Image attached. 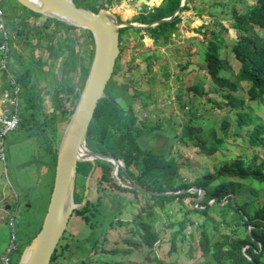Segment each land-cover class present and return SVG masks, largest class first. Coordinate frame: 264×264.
Instances as JSON below:
<instances>
[{
	"label": "trees",
	"instance_id": "obj_1",
	"mask_svg": "<svg viewBox=\"0 0 264 264\" xmlns=\"http://www.w3.org/2000/svg\"><path fill=\"white\" fill-rule=\"evenodd\" d=\"M73 1L77 6L95 12L104 6H95L86 0ZM159 1H154L153 4ZM111 2L108 1V7ZM18 4V10L17 7L6 10L2 8L8 25L10 57L19 61L23 68H13L16 83L21 87L20 120L17 128L26 126L27 131L40 133L46 140L44 151L51 157L55 166L60 142L59 132L63 123H68L83 89L94 55V39L88 29L69 25ZM180 4L181 0H167L165 5L154 6L153 10L141 13L134 21L146 24L154 22L172 15ZM232 13L233 26L237 33L232 39L230 50L239 64L234 78L227 74L229 66L226 65V59L221 57V43L216 38L206 41L203 70L212 83L222 90L220 94L225 101L218 102L210 97H207V100L217 108H226L227 112L235 111L236 126L233 132L236 135L237 132L246 130L248 136L245 140L248 149L253 151L251 158L246 161L236 158L230 163L225 162L214 171L206 172L193 181L180 177L175 159L150 144V137L160 124L152 123L149 119H139L134 109L137 98H140L142 106L146 107L149 101L153 100L151 95L141 96L136 89L131 92L130 84L120 83L115 77L120 71L121 55L117 56L104 94L94 109L87 130L86 146L94 152L112 156L123 164V167L117 169V178L152 191L149 194L151 203L146 206L148 210L144 208L148 217L151 218L154 207L164 211L167 204L178 202L182 208L181 219L168 223L171 227L177 226L169 237L170 253L177 250V237L185 236L184 230L194 222L191 216L196 215L203 218L198 226L197 243L200 256L206 259V264H264V194L257 207L251 206L260 196V189L264 191V122L252 113L244 97L236 94L240 90V82H245L248 99L264 105V0H255L246 11H242L240 4L236 3L232 7ZM30 17H43L44 22L35 24L30 22ZM179 21L180 17L176 15L169 21L147 28L125 26L122 29L147 31L154 42L164 44L169 42L177 31ZM14 25L17 26L13 29ZM122 29L119 28V41ZM260 32L263 38L258 37L257 33ZM207 34L204 31L203 41L206 40ZM33 41L36 42L37 49L35 45L30 47L28 54L24 56L19 45L24 46ZM36 50L40 51L37 55ZM149 57L147 54L146 58ZM59 61L61 68L67 70L61 78L56 73ZM78 72L80 82L75 83L74 77ZM0 73L6 89L10 88L5 73L1 70ZM201 88L192 87L200 94ZM227 124L228 121L223 120L222 127L225 128ZM209 136L214 141L222 142L216 138L214 131H210ZM185 137L195 138L194 145L202 153H214L217 148L213 145L207 146L205 130L189 122L183 124L177 136L179 140ZM77 166L83 167L87 175L92 163L79 161ZM96 169L99 170L96 185L100 196L96 203L87 201L73 210L90 226L93 225L94 218L92 210L101 203L102 197L110 200L111 207L119 211L126 202L132 201L139 191L114 178V164L111 161L96 159ZM198 188H201L202 194L198 206H194ZM74 202H81L80 198L74 199ZM144 209L135 215L136 221L140 219ZM213 209L221 216L220 221L215 222L209 217V212ZM228 214L231 220H227ZM137 224L142 231L141 242L151 248L159 240L158 232L150 222L142 218ZM230 224L244 226L243 236L231 237L225 233L222 226ZM65 233L66 231L62 239L65 238ZM35 234L29 237L26 244L30 243ZM67 246V242L60 244L59 249L56 246L50 264H54ZM21 251L19 250L15 263L11 258V264L18 263ZM100 251L104 249L100 247ZM81 264L89 263L81 261Z\"/></svg>",
	"mask_w": 264,
	"mask_h": 264
},
{
	"label": "rangeland",
	"instance_id": "obj_2",
	"mask_svg": "<svg viewBox=\"0 0 264 264\" xmlns=\"http://www.w3.org/2000/svg\"><path fill=\"white\" fill-rule=\"evenodd\" d=\"M86 1L101 6L108 4L109 0ZM111 1L109 8L117 18L119 17L118 20L131 23L136 22L134 20L138 17V8L144 0ZM166 2L167 0L161 5H165ZM186 2L187 8L181 7L177 14L180 17L177 31L170 41L163 45L155 43L147 31H134L128 28L121 30L120 71L115 77L120 83L130 84L131 92L136 89L141 96L151 95L153 100L149 101L146 107L142 106L140 98L134 103L139 119H149L152 123L160 124L150 137V144L157 150L169 153L178 165L179 176L193 181L206 172L214 171L225 162L230 163L236 158L246 161L253 155L245 140L248 136L246 130L243 129L236 135L233 132L236 126L235 111L227 112L226 108H217L207 100V97H210L218 102L225 101L220 94L222 90L212 83L203 70L205 66L203 53L207 40L218 39L221 43V57L226 59V65L229 66L227 74L234 78L239 64L230 50L232 39L237 33L233 26L232 7L239 3L242 11H246L255 0H186ZM0 6L5 10L16 7L18 10L20 5L15 0H1ZM40 21L43 23L44 18L42 17ZM204 31L208 34L203 41ZM257 35L263 38L262 32ZM32 46L37 49L35 41L24 46L20 44L19 48H22L26 56ZM39 50L35 51L36 55L40 53ZM81 52L83 53V50ZM147 54L150 55L149 58H146ZM11 64L13 68L23 69L14 58ZM56 73L59 78L67 73V70L61 68V61L57 63ZM78 74L79 72L75 74V83L80 82ZM193 86H201L202 93L195 92ZM236 94L243 96L252 113L264 122V105L248 99L245 82H240V90ZM223 120L228 121L225 128L222 127ZM186 122L205 130L207 146L217 147L214 153L200 152L194 145L195 138L185 137L183 140L177 138ZM66 125L67 122L63 123L59 139ZM210 131H214L216 138L222 142L214 141L209 136ZM45 144L46 140L40 133L34 130L27 131L26 126L10 130L4 136L5 161L0 162V205L6 201L5 203L11 204L12 208L7 211L0 208V249L13 244L10 255L14 263L19 250H23L27 245L29 237L39 231L48 207L55 166L51 157L44 151ZM259 160L260 158L257 161ZM98 176L99 170L96 169L89 179L87 199L93 202H96L99 196L96 188ZM85 181V169L78 166L74 185L76 198L83 195ZM120 181L122 183V180ZM137 192L132 201L126 202L119 211L111 207L110 200L102 197L101 203L94 211L91 226L84 223L79 215L72 214L65 229V238L61 237L57 248L59 249L60 244L64 242H67L68 246L54 264H81V261L89 264H206V259L200 256L197 243L198 226L203 218L191 216L193 224L184 230L183 238L177 237V250L170 253L169 237L177 226L171 227L168 223L181 219L182 208L176 201L167 204L164 211L154 207L150 218L146 215L148 210L146 206L151 203L149 194ZM263 194L264 191L260 189V196L257 201H253L252 208L260 204ZM187 202L189 203V200ZM198 204L199 201L195 206ZM142 209L144 212L136 221L134 217ZM209 217L215 222L221 219L215 209L209 212ZM141 218L150 222L153 229L158 232L159 240L151 248L141 242L142 231L137 224ZM228 219L231 220L229 214ZM222 227L231 237H242L245 232L244 226L230 224ZM100 247L104 251H100Z\"/></svg>",
	"mask_w": 264,
	"mask_h": 264
},
{
	"label": "water",
	"instance_id": "obj_3",
	"mask_svg": "<svg viewBox=\"0 0 264 264\" xmlns=\"http://www.w3.org/2000/svg\"><path fill=\"white\" fill-rule=\"evenodd\" d=\"M16 1L44 16L55 18L69 25L88 29L92 33L95 44L89 73L58 145L53 186L45 216L37 234L21 251L17 263L50 264L51 256L67 227L73 210L86 203L88 181L94 169V160L106 159L111 161L114 164L113 174L116 178L117 168L119 166L123 167V164L114 157L94 152L86 146V135L90 120L98 100L104 94V89L111 77L115 60L120 52L119 28L123 26L147 28L169 21L178 14L181 7L186 4V0H181V4L172 15L147 24L118 20L116 14L108 7V4H104L103 8L95 12L89 8L77 6L73 0ZM153 5L149 4L145 9L148 10L149 6ZM83 150L87 151V153L83 152ZM79 161H90L92 167L86 178L85 194L82 202L76 203L74 202L73 192L77 163ZM122 183L143 193H152L138 184L125 181H122ZM198 191L195 203L201 198V188H198ZM172 193L167 192V194Z\"/></svg>",
	"mask_w": 264,
	"mask_h": 264
},
{
	"label": "built area",
	"instance_id": "obj_4",
	"mask_svg": "<svg viewBox=\"0 0 264 264\" xmlns=\"http://www.w3.org/2000/svg\"><path fill=\"white\" fill-rule=\"evenodd\" d=\"M9 48V32L6 25L5 13L0 6V70L6 75L10 88L5 89L0 98V162L5 161L4 136L10 130L18 127L20 115L21 87L16 83L15 73L11 64ZM13 224V218H12ZM13 244L6 252L0 254V264H11Z\"/></svg>",
	"mask_w": 264,
	"mask_h": 264
},
{
	"label": "flooded vegetation",
	"instance_id": "obj_5",
	"mask_svg": "<svg viewBox=\"0 0 264 264\" xmlns=\"http://www.w3.org/2000/svg\"><path fill=\"white\" fill-rule=\"evenodd\" d=\"M154 1H157V0H150V1H144V2H142L141 1V4L142 5H140V7L138 8L139 9V11H138V16L141 14V13H143V12H147L148 10H153L152 8L154 7V6H158L159 4H161L164 0H162L161 2H159L158 4H154L153 6H149V8H148V10H146L145 9V7H146V5H149V4H153V2ZM186 4H187V2H186ZM186 4L184 5V6H186ZM119 18V17H118ZM117 18V19H118ZM123 27H125V26H123ZM121 29H122V27H120ZM175 33H173V35H174ZM120 38H121V31H120ZM151 38V37H150ZM152 39V38H151ZM120 42V41H119ZM156 43V42H155ZM158 43H161V42H158ZM162 45H163V43H161ZM165 44V43H164ZM96 160V159H95ZM95 160H94V169H93V171H92V173L90 174V177H89V179L90 178H92V174L94 173V171H95ZM119 167H121V166H119ZM118 167V168H119ZM117 168V169H118ZM77 169H78V166H77ZM77 171V170H76ZM90 171V170H89ZM89 173V172H88ZM87 173V174H88ZM116 174H117V170H116ZM113 176H114V174H113ZM117 176V175H116ZM86 178H87V175H86ZM114 178H116L115 176H114ZM117 179V178H116ZM119 179V178H118ZM120 180V179H119ZM86 182V181H85ZM96 188H97V185H96ZM88 190H89V181H88ZM148 190V189H147ZM75 191V190H74ZM82 191H84V193H83V195L82 196H79L78 197V199L80 198V201L82 202V199H83V197H84V194H85V186L83 185V190ZM97 191H98V189H97ZM149 191H151V190H149ZM152 192V191H151ZM87 193H88V191H87ZM87 193H86V198H87ZM148 194H151V193H148ZM99 196H100V193H99ZM73 198L74 199H77L76 197H75V192H73ZM98 198V197H97ZM104 198V197H103ZM97 200V199H96ZM87 201H91V200H86V202ZM81 202H78V203H81ZM91 202H93V201H91ZM77 203V202H76ZM93 203H96L95 201L93 202ZM15 208L17 209V206H18V202L16 201V203H15ZM10 207L12 208V205L10 204ZM96 208H93L94 210L92 211L93 213H94V211L97 209V206H95ZM15 209V210H16ZM15 213V212H14ZM72 214H76V213H74V212H72ZM71 214V215H72ZM95 214V213H94ZM76 215H78V214H76ZM80 216V215H79Z\"/></svg>",
	"mask_w": 264,
	"mask_h": 264
},
{
	"label": "crops",
	"instance_id": "obj_6",
	"mask_svg": "<svg viewBox=\"0 0 264 264\" xmlns=\"http://www.w3.org/2000/svg\"><path fill=\"white\" fill-rule=\"evenodd\" d=\"M41 18L42 17H30V22H34L35 24L36 23H38V24H41V22L42 21H40L41 20ZM12 33L14 34V31H12ZM12 60V59H11ZM0 75H1V73H0ZM6 89V87L4 86V80L1 78V76H0V98H1V94H2V92L4 91ZM2 107L0 106V109H1ZM6 201H4V204L1 206L0 205V208L1 209H4V210H8V209H10L11 207H10V205H8V204H6L5 203ZM8 215H10V213L8 214ZM13 216H15V214L13 213ZM13 218V217H12ZM7 248L8 247H2L1 249H0V254H3L4 252H6V250H7Z\"/></svg>",
	"mask_w": 264,
	"mask_h": 264
},
{
	"label": "bare ground",
	"instance_id": "obj_7",
	"mask_svg": "<svg viewBox=\"0 0 264 264\" xmlns=\"http://www.w3.org/2000/svg\"><path fill=\"white\" fill-rule=\"evenodd\" d=\"M83 152L87 153V151H84V150H83Z\"/></svg>",
	"mask_w": 264,
	"mask_h": 264
}]
</instances>
